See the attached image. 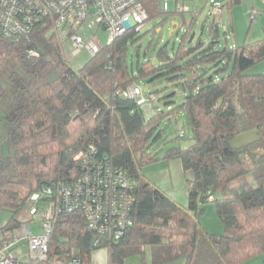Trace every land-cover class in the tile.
<instances>
[{
	"label": "trees",
	"instance_id": "1",
	"mask_svg": "<svg viewBox=\"0 0 264 264\" xmlns=\"http://www.w3.org/2000/svg\"><path fill=\"white\" fill-rule=\"evenodd\" d=\"M140 1L149 12L146 24L160 19L154 32L171 18L158 0ZM183 20L187 30L174 53L161 48L139 62L137 72L128 60L130 46L141 38L133 28L102 45L81 68L71 65L64 40L49 28L37 27L20 38L0 33V100L7 93L2 76L15 89L3 117L7 151L0 130V212L11 214L0 226V242L19 227L32 194L56 190L61 180L81 171L79 155L91 145L131 174L136 198L132 223L120 238L90 228L81 210L64 211L54 221L47 258L25 264H68L73 250L83 264H93L99 249H107V264H125L131 255H144L147 246L153 264H245L264 255V72L248 73L264 60V27L257 41L220 47L214 20L212 40L193 45L197 17ZM192 67L199 74L188 80ZM164 75L181 85L185 96L149 119L143 104L117 93L118 85ZM180 111L194 144L167 147L152 158L150 150L164 134L162 120ZM250 130L256 131L254 140L233 145L237 135ZM157 159L181 161L189 183L186 208L142 173V166ZM42 200L46 205L50 198ZM209 201L216 204L223 234L208 232L200 222Z\"/></svg>",
	"mask_w": 264,
	"mask_h": 264
},
{
	"label": "built area",
	"instance_id": "2",
	"mask_svg": "<svg viewBox=\"0 0 264 264\" xmlns=\"http://www.w3.org/2000/svg\"><path fill=\"white\" fill-rule=\"evenodd\" d=\"M174 1L177 12L188 11L179 0ZM158 4L161 11L170 10L169 0H158ZM250 14L251 19L256 18L258 11L253 8ZM148 18L149 12L140 0H0V33L4 36L20 38L29 36L37 27L49 28L63 40L71 38L75 54L87 50L91 57L102 46L95 40L100 29L109 32L110 43L132 28L141 31ZM81 32L88 38L84 39ZM117 93L135 99L137 104L155 99L154 95H144L137 84L118 85ZM98 152L91 145L79 155L80 172L65 177L56 190L49 188L30 196L22 226L0 242V264H25L27 260L47 258L54 221L64 211L81 210L93 230L110 232L116 238L122 236L123 229L132 223L131 208L136 200L133 180L127 170ZM42 196L50 198L46 205ZM32 221L41 222L39 233L33 231ZM22 242L27 252L22 251ZM72 255L68 264H83L75 250Z\"/></svg>",
	"mask_w": 264,
	"mask_h": 264
},
{
	"label": "rangeland",
	"instance_id": "3",
	"mask_svg": "<svg viewBox=\"0 0 264 264\" xmlns=\"http://www.w3.org/2000/svg\"><path fill=\"white\" fill-rule=\"evenodd\" d=\"M230 0H225L222 3L212 5V0H179L178 3L183 4V6L188 10L182 13L177 12L176 3L174 0H169V7L171 18L161 23V26L157 28L156 32L152 30L153 26L156 25L160 19H155L151 22H148L144 25L141 30V38L134 45L130 46L128 52V60L131 67L137 72V65L139 62H144L147 59H151L155 54L161 49L166 47L168 52L172 55L180 45V40L187 30L186 24H183V19H186L187 22H190L194 15H196L197 20L195 22L194 29L192 32H195V38L192 42L193 45H196L200 41L208 44L213 37L211 32V24L214 20L217 23L219 35H218V46L222 47L225 45L236 46L241 45L247 42H254L258 39L263 38L262 27L264 26V2L261 0H241L240 3H236L233 6L229 4ZM256 9L258 15L256 18L251 19L250 11L251 9ZM184 17V18H183ZM207 20L205 27L202 29V23ZM179 23L180 26H176L175 30L171 33V28L173 23ZM89 36L91 32L89 31ZM84 39L88 38V35H85L81 32ZM97 43L106 45L109 42V32L105 29H100L98 35L95 37ZM64 50L71 65L74 68L83 67L86 62L91 58V55L87 50H82L81 52L75 54L73 41L71 38H67L63 41ZM189 45V44H188ZM157 58L154 59V61ZM155 63H158V61ZM261 66H264V60L252 66L248 73H254ZM264 69V68H263ZM264 72V70H261ZM261 73V72H255ZM2 82L4 83L7 93L0 100V130L2 132V145L5 150H8V129L3 121L4 115L9 111V99L15 93V89L8 83L6 77L2 76ZM137 85L141 86L143 94L149 97L151 93L157 95L156 100L148 99L146 103L141 105L142 110L145 113L147 119L151 118L155 114L168 110L167 102H170L173 106L179 104L183 101L185 92L181 85H177L175 81H170L167 79V76H158V77H147L139 79L136 81ZM160 130H164L162 139L154 145V148H151L150 153L152 158L159 157L161 153H157L162 148L172 146H181L183 148H188L194 144V140L191 137V129L187 117L183 111L178 112V114L170 118H165L162 120L160 125ZM256 131L250 130L247 132H242L233 139V145L241 146L246 144L256 138ZM156 149V150H155ZM179 162V159L173 160ZM168 161L166 159H157L155 161L149 162L142 166V173L148 174L161 170L166 167L168 168ZM184 179L186 177L184 176ZM186 183L188 181L186 180ZM26 209L24 208L20 216V225L22 226V219L25 216ZM11 217L10 212L1 211L0 212V226H2L6 221ZM200 222L202 226H214V220L221 223L223 233H225V227L217 214L216 204L213 201H209L204 205V211L200 215ZM219 223V224H220ZM33 231L39 233L41 227L40 221H32ZM218 227V226H217ZM218 229V228H217ZM1 232V230H0ZM222 233V234H223ZM11 235H9L10 237ZM22 251L27 252V247L25 242H22ZM259 258V259H258ZM108 254L107 249H99L93 253V264H107ZM264 260V255L257 256L250 261H260V264ZM248 263V262H247ZM246 263V264H247ZM125 264H153L151 247L147 246L145 248V254H135L129 256L125 260ZM166 264H184L183 260L166 263Z\"/></svg>",
	"mask_w": 264,
	"mask_h": 264
},
{
	"label": "crops",
	"instance_id": "4",
	"mask_svg": "<svg viewBox=\"0 0 264 264\" xmlns=\"http://www.w3.org/2000/svg\"><path fill=\"white\" fill-rule=\"evenodd\" d=\"M263 27H262V31H263ZM263 68L264 66H261L259 69H256L255 71H251V72L254 73L262 72L261 70H264ZM167 164H168L167 169L164 166V168H162L161 170L153 173L145 174V176L152 184L161 188L177 203H179L182 207L186 208L189 202V184H187L186 179H184L185 173L181 161L179 160V162H175L171 160L168 161ZM219 223L220 222H218L217 224V221L214 220V226L210 227L206 225L205 229L211 233L222 234L224 232L222 229L223 226H221V223L220 224ZM19 229L20 227L16 228L14 232H16ZM262 262H264V260H262ZM247 264H260V261H253V263L249 261Z\"/></svg>",
	"mask_w": 264,
	"mask_h": 264
},
{
	"label": "water",
	"instance_id": "5",
	"mask_svg": "<svg viewBox=\"0 0 264 264\" xmlns=\"http://www.w3.org/2000/svg\"><path fill=\"white\" fill-rule=\"evenodd\" d=\"M224 1H225V0H212L211 4H212V5H216V4L222 3V2H224ZM205 21H207V20H205ZM205 21L202 23V29L204 28ZM174 25H175V26H180L179 23H177V22L173 23V26H172V28H171V33L175 30ZM195 35H196L195 32H193V33L191 34V37H190V39H189V43L193 42V40H194V38H195ZM155 61L157 62L158 60L156 59ZM194 71H195V68L192 67L191 70H190V73L188 74V80H192V79H194L196 76H198L199 72L196 71V72L194 73ZM163 150H164V149L162 148V149L159 150L157 153H161Z\"/></svg>",
	"mask_w": 264,
	"mask_h": 264
}]
</instances>
